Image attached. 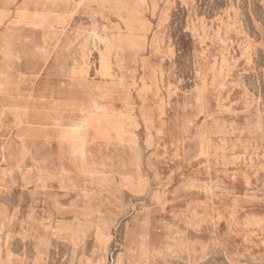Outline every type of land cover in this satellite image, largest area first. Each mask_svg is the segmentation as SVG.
<instances>
[{"label":"rangeland","instance_id":"rangeland-1","mask_svg":"<svg viewBox=\"0 0 264 264\" xmlns=\"http://www.w3.org/2000/svg\"><path fill=\"white\" fill-rule=\"evenodd\" d=\"M3 1L0 264H264V0Z\"/></svg>","mask_w":264,"mask_h":264},{"label":"bare ground","instance_id":"bare-ground-1","mask_svg":"<svg viewBox=\"0 0 264 264\" xmlns=\"http://www.w3.org/2000/svg\"><path fill=\"white\" fill-rule=\"evenodd\" d=\"M14 1V0H13ZM29 1V2H28ZM59 1V0H58ZM12 1H3L0 0V8L5 10V15H4V22L5 20L8 18V16L10 15L9 10L5 9V6H9L8 4H10ZM31 2V3H30ZM12 4V3H11ZM25 5L19 7L15 13L16 15V20L14 22L15 25H22L24 27H35V28H40L41 26H43L44 24H46V21L44 20L43 17V10L40 9L41 8V0H26V2L24 3ZM32 4V5H31ZM72 4V3H71ZM17 5V4H16ZM20 5V4H19ZM82 5V4H81ZM128 5V4H127ZM54 7V6H53ZM65 7V6H64ZM127 7V6H126ZM74 8V7H73ZM54 9V8H53ZM70 9V8H69ZM114 9V8H113ZM76 11V10H75ZM125 12V11H124ZM214 14V13H213ZM12 15V14H11ZM131 16V15H130ZM14 17V16H13ZM73 19V18H72ZM122 20V19H121ZM124 20V19H123ZM68 21V20H67ZM110 21V20H109ZM125 21V20H124ZM131 21V20H130ZM6 25V24H5ZM19 27V26H18ZM125 27V26H124ZM46 28V27H45ZM21 29V28H20ZM24 30V29H23ZM48 30V29H47ZM128 30V29H127ZM17 31V30H16ZM140 31V29H139ZM217 31V30H216ZM46 32V31H45ZM131 32V31H130ZM136 33V32H135ZM60 35V34H59ZM39 36V33H38ZM26 37V36H25ZM58 37V36H57ZM137 37V36H135ZM38 39V38H37ZM48 39V38H47ZM132 39V38H131ZM140 39H142V37H140ZM50 40V39H49ZM48 40V42H49ZM18 41V40H17ZM17 41H13V40H9L6 43H3L2 45V51L4 53L10 54V53H22L24 51V53L26 54H31L33 52L37 53L35 54L36 56H39V50H41L40 47H38L37 45H35L34 43L31 42H17ZM128 41V40H127ZM69 42V41H68ZM138 46V45H137ZM62 49V48H61ZM125 51V50H124ZM49 53V52H48ZM65 53V52H64ZM39 58V57H37ZM181 58V57H180ZM71 61V60H70ZM20 63V62H19ZM50 64V63H49ZM125 64V63H124ZM11 65V64H10ZM9 65V66H10ZM102 65V64H101ZM100 69V68H99ZM105 69V68H104ZM109 70V68H107ZM134 69V68H133ZM44 70V69H43ZM105 71V70H104ZM64 72V71H63ZM135 72V71H134ZM68 73V72H66ZM70 73V72H69ZM80 73V72H79ZM68 75V74H67ZM71 75V74H70ZM99 75V74H98ZM82 76V75H81ZM87 76V75H86ZM100 76V75H99ZM7 77V76H6ZM15 77V76H14ZM38 80V79H37ZM85 80V79H84ZM83 80V81H84ZM32 81V80H31ZM34 81V80H33ZM50 81V80H49ZM57 81V80H56ZM88 81V80H87ZM51 83V82H50ZM27 84V83H26ZM34 84V83H33ZM43 84V83H42ZM100 85V82H99ZM102 85V84H101ZM41 86V84H40ZM35 87V86H34ZM50 87V86H49ZM107 87V86H106ZM112 87V86H111ZM117 87V86H116ZM59 88V87H58ZM159 88V87H158ZM61 89V88H60ZM122 89V88H121ZM124 89V88H123ZM122 89V90H123ZM256 89V88H255ZM34 90V89H33ZM53 90V89H52ZM63 90V89H62ZM61 90V91H62ZM66 90V89H65ZM75 90V89H74ZM32 91V90H31ZM64 91V90H63ZM94 91V90H93ZM115 91V90H114ZM71 92V91H70ZM96 92V91H95ZM192 92V91H191ZM190 92V93H191ZM23 93V92H22ZM112 93V92H111ZM122 93V92H121ZM63 94V93H62ZM196 94V92H195ZM41 95V94H40ZM53 95V94H52ZM51 95V96H52ZM69 95V94H68ZM79 95V94H78ZM97 95V94H96ZM192 95V94H191ZM64 96V95H63ZM72 96V95H71ZM98 96V95H97ZM198 96V95H197ZM21 96V88L18 86H13L10 81H7L4 84L0 83V98H1V106L3 105L4 108H6L9 112H13V114H16L17 116H27L28 111V107L26 106H18L15 105L16 104V100ZM37 97V96H36ZM194 97V96H193ZM61 98V97H60ZM59 98V99H60ZM94 98V96H93ZM97 98V97H96ZM105 98V97H104ZM36 99V98H35ZM53 99V98H52ZM55 99V98H54ZM110 99V98H109ZM142 99V98H141ZM179 99V98H178ZM14 103V105H10L9 103ZM30 100V99H29ZM90 100V99H89ZM97 100V99H96ZM101 100V99H100ZM99 100V102H100ZM32 101V100H31ZM62 101V100H61ZM144 101V100H143ZM25 102V101H24ZM23 102V103H24ZM35 102V101H34ZM194 102V101H193ZM39 103V102H38ZM50 103V102H49ZM70 103V102H69ZM71 103H73L71 101ZM35 104V103H34ZM61 104V103H60ZM27 105V104H26ZM51 105V104H50ZM62 105V104H61ZM171 105V104H170ZM28 106V105H27ZM77 106V105H76ZM96 107V106H95ZM184 107V106H183ZM191 107V106H190ZM3 108V107H2ZM36 108V107H35ZM34 108V109H35ZM181 108V107H180ZM33 109V110H34ZM98 109V108H97ZM81 110V109H80ZM183 111V109H181ZM196 110V109H195ZM194 110V111H195ZM32 112V111H31ZM34 112V111H33ZM94 112V111H93ZM180 112V111H179ZM184 112V111H183ZM197 113V112H196ZM32 114V113H31ZM39 114V113H38ZM67 114V113H66ZM193 114V113H192ZM195 114V113H194ZM30 115V114H29ZM36 115V114H35ZM89 115V114H88ZM188 115V114H186ZM95 116V115H94ZM4 117V116H3ZM15 117V116H14ZM65 117V116H64ZM87 117V116H86ZM90 117V116H89ZM97 117V115H96ZM101 117V116H100ZM111 118V117H110ZM10 119V118H9ZM2 120V119H1ZM35 120V119H34ZM88 120V119H87ZM87 120H85L84 118H76L71 124H64L63 125V130L65 133H78V131H85V129L88 126ZM97 120V119H96ZM109 120V119H108ZM182 120V119H181ZM112 121V120H111ZM184 121V120H183ZM97 122V121H96ZM114 122V121H112ZM3 123V121H2ZM64 123V122H63ZM10 124V123H9ZM102 124V123H101ZM112 124V123H111ZM39 125V124H38ZM41 125V124H40ZM97 125V124H96ZM183 125V123H182ZM30 126V125H28ZM58 126V125H57ZM98 126V125H97ZM36 127V126H35ZM34 127V128H35ZM42 127V126H41ZM93 127V126H92ZM106 128V127H105ZM104 128V129H105ZM108 128V127H107ZM194 128V127H193ZM201 128V127H199ZM44 129V128H43ZM53 129V128H52ZM109 129V128H108ZM101 130V129H99ZM103 130V129H102ZM190 130V128H189ZM52 131V130H51ZM49 131V133L51 132ZM101 132V131H100ZM104 132V131H103ZM2 133V131H1ZM198 133V132H197ZM24 134V133H23ZM35 134V133H34ZM94 134V133H93ZM43 135V134H41ZM44 136V135H43ZM93 136V135H92ZM201 136V135H200ZM205 136V135H204ZM198 137V136H197ZM50 138V137H49ZM79 138L82 139V144L79 145V151L81 152V155L83 157H86L87 155V142L85 141V137L83 135L80 136ZM205 138V137H204ZM99 139V138H98ZM113 139V138H112ZM47 140V139H46ZM106 141V140H105ZM123 141V140H122ZM33 142V141H32ZM93 142V141H92ZM186 142V141H185ZM200 142V141H199ZM207 142V141H206ZM41 144V143H40ZM57 144V143H56ZM108 144V143H107ZM198 144V143H197ZM31 145V144H30ZM62 145V144H61ZM99 145V144H98ZM20 146V145H19ZM47 146V145H46ZM49 146V145H48ZM59 146V145H58ZM75 146V144H74ZM185 146V145H184ZM193 147V146H192ZM206 147V146H205ZM56 148V147H55ZM72 148V147H71ZM38 149V148H37ZM62 149V148H61ZM198 149V148H197ZM46 150V149H45ZM189 150V149H188ZM187 150V152H188ZM21 151V150H20ZM28 151V150H27ZM58 151V150H57ZM132 152V151H131ZM26 153V152H25ZM71 153V152H70ZM183 153V152H182ZM72 154V153H71ZM193 154V153H192ZM191 154V155H192ZM131 155V154H130ZM194 155V154H193ZM64 156V155H63ZM81 157V156H80ZM81 157V158H83ZM93 158V156H92ZM6 159V154L4 153V160ZM63 159V158H62ZM79 159V158H78ZM88 159V158H87ZM64 160V159H63ZM77 160V159H76ZM84 160V159H83ZM82 160V161H83ZM19 162V161H18ZM77 162V161H76ZM85 162V160H84ZM129 162V161H128ZM188 162V161H187ZM192 162V161H191ZM53 163V162H52ZM56 163V162H55ZM74 164V163H73ZM66 165V164H65ZM80 164H78L77 166H79ZM86 165V164H85ZM73 166V165H72ZM18 167V166H17ZM1 168V167H0ZM74 168V167H73ZM77 169V168H76ZM137 169V168H136ZM31 171V170H30ZM65 171V170H64ZM128 173V172H127ZM77 174V173H76ZM26 175V174H25ZM24 175V176H25ZM129 175V174H128ZM134 175V174H133ZM6 176V175H5ZM137 176V175H136ZM94 177V176H92ZM107 177V176H106ZM121 177V176H120ZM131 177V176H130ZM134 178V177H133ZM32 179V178H31ZM40 179V178H39ZM83 179V178H82ZM81 179V180H82ZM88 179V178H87ZM99 179V178H98ZM105 179V178H104ZM121 179V178H120ZM6 180V179H5ZM74 180V179H73ZM39 181V180H38ZM53 181V180H52ZM95 181V180H94ZM112 181V180H111ZM1 182V181H0ZM41 182V181H40ZM103 182V181H102ZM39 183V182H38ZM59 183V182H58ZM100 183V182H99ZM120 183V182H119ZM4 184V182H3ZM20 184V183H19ZM102 184V183H101ZM40 185V184H39ZM98 185V183H97ZM111 185V184H110ZM5 186V185H4ZM38 186V185H37ZM45 186V185H44ZM135 186V185H134ZM29 187V186H28ZM102 187V186H101ZM105 187V186H104ZM133 187V186H131ZM14 188V187H13ZM45 188V187H44ZM60 188V187H59ZM112 188V186H111ZM135 188H137L135 186ZM48 192V191H47ZM106 192V190H105ZM129 194V193H128ZM25 197V196H24ZM85 197V196H84ZM17 206V205H16ZM24 210V209H23ZM160 220V219H159ZM1 222V221H0ZM174 239V238H173ZM195 242V241H194ZM23 246V245H22ZM207 258V257H206Z\"/></svg>","mask_w":264,"mask_h":264}]
</instances>
